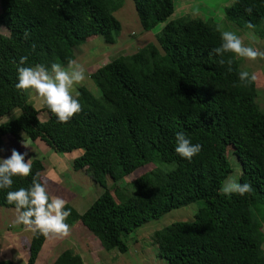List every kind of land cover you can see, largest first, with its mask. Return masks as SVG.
Listing matches in <instances>:
<instances>
[{
  "label": "trees",
  "instance_id": "1",
  "mask_svg": "<svg viewBox=\"0 0 264 264\" xmlns=\"http://www.w3.org/2000/svg\"><path fill=\"white\" fill-rule=\"evenodd\" d=\"M132 2L142 32L161 26L156 45L119 55L90 73L96 93L79 87L74 98L82 111L62 123L45 105L47 119L40 121L28 91L15 88L19 60L66 67L75 49L94 37L114 45L122 28L114 13L122 0H0V25L7 30L0 33V121L19 112L0 122V147L11 136L40 140L59 154L83 149L72 168L86 172L103 192L81 214L66 204L71 215L65 223L87 229L105 251L126 253L125 239L135 229L202 200L191 222L153 233L157 256L165 264H264V111L255 102V81L240 82L235 54L226 53L225 64L219 63L212 50L220 46L221 31L213 23L190 15L170 19L173 0ZM224 16L264 36V0H234ZM177 132L202 145L191 160L175 152ZM228 148L239 163L238 182L252 186L244 196L219 191L232 173ZM31 163L30 176L13 177L11 189H0L1 208L15 209L7 192L29 187L36 173L45 185L41 162ZM164 164L174 168L162 169ZM146 165L154 168L132 181L125 201L116 202V184ZM45 240L32 232L26 264H35ZM52 264L84 263L66 249Z\"/></svg>",
  "mask_w": 264,
  "mask_h": 264
},
{
  "label": "rangeland",
  "instance_id": "2",
  "mask_svg": "<svg viewBox=\"0 0 264 264\" xmlns=\"http://www.w3.org/2000/svg\"><path fill=\"white\" fill-rule=\"evenodd\" d=\"M233 1L234 0H224L222 2L219 1L218 4L213 3L212 6H208L210 10L205 9L207 8V5L204 3V6L200 5L198 11L196 12L192 9V12L188 11L182 13L184 9L182 8L181 3L176 5L178 0H173L175 11L170 19L174 20L187 15H190L191 17H198L204 21L213 23L221 32L226 30L235 31L237 35L245 37V44L255 42L256 47L264 49V36L259 37L250 30H241L225 18L224 9L229 7ZM114 15L122 27L117 42L114 45L104 44L100 37H94L89 43L81 45L75 49V61L80 63L85 68L86 78L80 84L73 86L71 89L72 95H75L78 88L81 86H85L89 88L91 92L96 93V88L90 80V73L97 67L108 63L110 60L119 55H132L136 53L138 49L147 44L151 43L156 45L154 34L157 29L159 30L161 28V26L153 32H142L132 0H122L121 6L117 9ZM5 32L7 33L6 28L0 25V33L6 34ZM238 58L240 69L242 71H248L249 73L255 74L257 77L255 80L257 89L255 102L258 104L259 108L264 111V60L249 61L244 58ZM27 91L28 98H30L29 101L32 100L30 103L35 109L38 108L37 110L40 111L38 114L39 120L45 121L47 119V114L41 109L44 106L42 99L38 97L34 90L27 89ZM18 113V111L13 112L6 119H13ZM34 143L35 141L25 139L24 144L27 147L24 144L23 146L19 144L17 145L18 147L22 146V148L25 149V152L28 153L25 157L26 160L29 158H31V161L36 159L40 160L44 157L45 165H49L54 161V159H56L54 157H48L44 154L43 156H40V151H49L51 152L50 154L54 153V151L46 146L42 147V150L40 147L37 148ZM10 151L11 150L9 148L6 149L1 145L0 159L9 157L11 155ZM230 152L231 148H228V159L232 168V173L228 178L234 177L238 181L240 173L239 163L235 157L230 154ZM79 154L80 150L65 154L56 153L55 156L57 158H63L61 165V167H63L62 171H56L57 174L54 176V171H51L50 168L48 173H52L49 178V181L52 184H59L58 180H62V184L60 187V184L58 185V189L67 195L66 198L68 200H66V202L71 206L74 205L73 207L78 212H84V210L87 209L99 197V195H101L103 189L99 185L92 182L90 177L87 178L84 171L73 170L71 161ZM64 161H70L69 165H65ZM153 168L154 167L152 165H146L142 168H138L133 173L125 177L123 181L120 183L118 182L116 184L117 188L112 190L115 201H125L133 191L131 185L132 181ZM164 168L166 170H170L173 169L174 166L171 164H164L162 169ZM111 184L112 183L109 181V185ZM48 192L50 194L52 193L50 190ZM71 193L78 194L79 196L70 200L68 195ZM73 201H76V203L73 204ZM202 206H204V202L202 200L197 201L185 207L174 209L160 218L152 220L135 229L125 239L128 251L124 254H119L115 250H103L99 240L87 229L84 227L70 226V233L67 236L61 237L50 235L46 237L35 264H52L58 254L66 249H72L75 251V253L82 258L84 264H165V261L157 256V247L155 245H151L150 237H152L155 231L161 230L173 222H191L194 214ZM3 212L8 213L3 214ZM3 218L7 224L4 223ZM15 219V209H5L0 207V261L10 260L14 264H26L28 257L27 242L29 241L28 238L30 237L32 231L28 228H22L20 224L15 223Z\"/></svg>",
  "mask_w": 264,
  "mask_h": 264
},
{
  "label": "clouds",
  "instance_id": "3",
  "mask_svg": "<svg viewBox=\"0 0 264 264\" xmlns=\"http://www.w3.org/2000/svg\"><path fill=\"white\" fill-rule=\"evenodd\" d=\"M251 13L252 8H246ZM248 28L255 25L249 23ZM29 33L24 32L27 39ZM219 47L213 48V53L221 57L219 63L225 64L223 59L226 53H233L236 57L249 61L264 60V49L255 46V42L245 44V37L237 35L235 31H222ZM33 49L35 45L32 46ZM28 57L23 56L17 66V90L32 89L42 99L43 104L53 113L59 122L66 123L73 115L82 111V106L77 98H74L71 89L74 85L85 80V68L75 60H69L67 66L60 63H52L50 67L43 64L24 66ZM231 71L232 60H228ZM241 83H251L257 79L255 74L248 71L239 72ZM25 145V144H24ZM26 146V145H25ZM27 147V146H26ZM202 150V145L193 144L184 132L175 134V152L183 158L191 160ZM83 151V149L81 150ZM27 152L20 153L15 149L11 155L0 159V189H11L14 183L13 177H28L32 173L31 158L25 160ZM220 193L229 196L237 194L244 196L252 191L250 183H239L236 178H228L221 186ZM7 202L15 205V223L27 226L33 234L48 236H67L70 226L65 223L71 215V209L65 210L66 200L51 196L43 183L40 182L39 173L32 176L29 187H20L14 191H8Z\"/></svg>",
  "mask_w": 264,
  "mask_h": 264
},
{
  "label": "crops",
  "instance_id": "4",
  "mask_svg": "<svg viewBox=\"0 0 264 264\" xmlns=\"http://www.w3.org/2000/svg\"><path fill=\"white\" fill-rule=\"evenodd\" d=\"M219 1H224V0H178V2L176 3V5H179L180 3H181V6H182V8L184 9V11H182V13L183 12H188V11H190V12H192L191 10L192 9H194V11L196 12V11H198V8H199V6L200 5H203L204 3L207 5V8H205V9H208V10H210L209 9V7L208 6H212L213 5V3H216V4H218L219 3ZM175 5V6H176ZM204 6V5H203ZM174 11H175V7H174ZM174 13V12H173ZM182 13H180V14H182ZM178 14V13H177ZM173 15V14H172ZM172 17V16H171ZM170 17V18H171ZM6 33V32H5ZM75 60V59H74ZM98 68V67H97ZM96 68V69H97ZM95 69V70H96ZM94 70V71H95ZM92 73V72H91ZM89 89V88H88ZM77 93V92H76ZM76 95V94H75ZM75 95H73V97L75 96ZM30 99V98H29ZM31 102H32V100H30ZM37 108V107H36ZM38 109V108H37ZM42 109V108H41ZM17 115V114H16ZM8 117V116H7ZM7 117H4L3 119H1L2 121H7V120H9V119H6ZM1 121V122H2ZM22 145L23 146V144H24V141H17V140H15L13 137H11V136H7V137H5L4 138V140H3V144H2V146L3 147H5L6 149L7 148H9L10 150H12V149H15V150H17L18 152H20V153H24L25 152V149H23L22 148V146L21 147H18L17 145ZM35 145H36V147L38 148V147H40V148H42V147H44V146H46L42 141H40V140H36L35 141V143H34ZM47 148H49L48 146H46ZM50 149V148H49ZM42 150H43V148H42ZM11 152V151H10ZM46 152V151H45ZM44 152V150L43 151H40L39 153H40V156L42 155L43 156V154L44 155H46V156H48V157H54V158H56V159H54V161L52 162V163H50L49 165H45V159H44V157H42L40 160L39 159H36V160H39L40 162H41V164H42V166H43V170H42V172H41V175L45 178V181H46V183H45V187H46V190L47 191H51L52 193L50 194L49 193V195H51V196H58V197H61V198H63V199H65V200H68L67 198H66V196L67 195H65L62 191H60L59 189H58V185H59V187L61 186V184H62V180H58V183L59 184H52L50 181H49V178L51 177V175H52V173H48L49 172V169L51 168V171H54V173H53V175L54 176H56L55 174H57L56 173V171L57 172H61L62 171V168L63 167H61V165H62V160H63V158L61 157V158H57L56 156H55V154L54 153H52V154H50L51 152H46L45 153ZM80 153H81V151H80ZM48 154V155H47ZM80 155V154H79ZM78 155V156H79ZM76 158V157H75ZM75 158H73V160L75 159ZM26 160V159H25ZM73 160L71 161V162H73ZM32 162V161H31ZM69 162L70 161H68V162H65L64 161V164L65 165H69ZM85 176L88 178L89 177V175L85 172ZM47 177V178H46ZM60 179V178H59ZM61 182V183H60ZM108 183H109V181H108ZM97 185V184H96ZM66 190H68V189H66ZM71 195V196H70ZM70 195H68V197L70 198V200H73L72 198H75V197H77V196H79L78 194H70ZM50 196V197H51ZM76 203V201H73V204H75ZM67 205H70V204H68V203H66ZM71 206V205H70ZM74 206V205H73ZM73 206H71V207H73ZM74 208V207H73ZM75 209V208H74ZM76 210V209H75ZM86 210V209H85ZM84 210V211H85ZM77 211V210H76ZM2 212V211H1ZM4 213H8V212H3V214ZM77 213H83V211L82 212H78L77 211ZM6 216H7V214H6ZM6 218V217H5ZM3 221H4V218H3ZM4 223L5 224H7V222H5L4 221ZM31 235H32V232H31ZM31 235H30V237L28 238L29 239V241H30V238H31ZM28 241V242H29ZM41 252V251H40ZM40 254V253H39Z\"/></svg>",
  "mask_w": 264,
  "mask_h": 264
}]
</instances>
